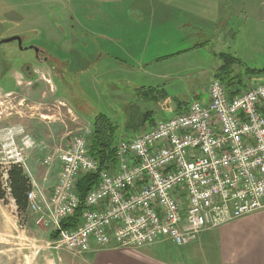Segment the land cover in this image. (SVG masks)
<instances>
[{
  "label": "rangeland",
  "instance_id": "obj_1",
  "mask_svg": "<svg viewBox=\"0 0 264 264\" xmlns=\"http://www.w3.org/2000/svg\"><path fill=\"white\" fill-rule=\"evenodd\" d=\"M209 1L0 0L1 37L18 35L25 47L45 51L39 62L17 41L0 48V131L14 128L18 147L25 136L34 142L24 155L36 184L49 192L57 183L58 154L76 136L89 140L98 113L120 122L127 102L141 103V94L126 90L158 83L141 70L147 62L150 71L167 74L159 83L170 95L162 110L160 102L142 104L155 119L170 117L174 108L181 113L177 99L187 107L209 100L220 52L242 60L235 72L241 69L245 82L264 80V73L245 75L247 68H264L263 2ZM180 50L185 52L156 60ZM48 156L52 162L45 164ZM53 231L38 223L35 212L21 214L11 196L0 198V264H81L78 252L56 248ZM180 249L186 247L171 243L157 251L174 256Z\"/></svg>",
  "mask_w": 264,
  "mask_h": 264
},
{
  "label": "built area",
  "instance_id": "obj_2",
  "mask_svg": "<svg viewBox=\"0 0 264 264\" xmlns=\"http://www.w3.org/2000/svg\"><path fill=\"white\" fill-rule=\"evenodd\" d=\"M262 6L264 13V0ZM14 131H0V169L8 191L7 170L17 164L26 171L24 149L34 143L25 136L24 147L16 146ZM116 155V167L99 170L87 139L76 136L58 154L60 174L49 192L30 177L28 209L39 224L58 232L56 248L83 253L162 240L186 246L209 226L263 209L264 80L231 97L213 79L207 102L193 101L183 112L157 119L120 141ZM51 162V156L44 160ZM88 173H98L99 183L86 195L80 223L63 228L62 221L81 204L77 183Z\"/></svg>",
  "mask_w": 264,
  "mask_h": 264
},
{
  "label": "trees",
  "instance_id": "obj_3",
  "mask_svg": "<svg viewBox=\"0 0 264 264\" xmlns=\"http://www.w3.org/2000/svg\"><path fill=\"white\" fill-rule=\"evenodd\" d=\"M183 52L185 51L180 50L170 55L156 58V60H166ZM216 55L221 60V64L217 66L214 78L219 79L225 85L231 97L236 96L244 90L249 83H251V81H244V75L241 69L240 72H235V66H241L243 65V62L233 53L220 52ZM261 73H264V68L245 69V75L249 76V78L254 74ZM140 91L137 94H141V103L135 104L133 102H127L126 106L128 105V111L126 112L125 110L124 119L122 121L115 122L111 117L102 112L94 117L92 132L88 140V147L90 155L99 162V170L116 167V149L118 143L122 140V137H126L125 135H127V139H129L134 136L132 132L141 130L142 128V132H144L155 124L157 119L153 117V110L144 109L142 104L149 101L160 102L159 108L161 110L165 109L161 105L169 99L170 95H168V92L164 87H155ZM176 101V110L183 112L187 106L179 99ZM174 109L172 113L175 112ZM147 122H149L148 126L146 125ZM6 182L8 183L9 191L4 186L3 172L0 169V198L5 199L6 196H11L15 201L18 211L21 214L25 213L28 210L27 193L31 188V178L22 166L14 164L7 170ZM98 183V173H88L80 177L77 183V191L81 199V204L77 207L72 216L62 221L63 228H74L80 223L84 210L83 202L86 195L93 187L98 185ZM52 237L55 240L58 237V232L53 231Z\"/></svg>",
  "mask_w": 264,
  "mask_h": 264
},
{
  "label": "crops",
  "instance_id": "obj_4",
  "mask_svg": "<svg viewBox=\"0 0 264 264\" xmlns=\"http://www.w3.org/2000/svg\"><path fill=\"white\" fill-rule=\"evenodd\" d=\"M150 64L147 62V68L141 70L145 75L158 79V83H143L134 90L126 91L137 94L140 90L162 88L161 80L167 78V74L162 70L150 71ZM171 243L174 242L162 240L139 248L111 245L107 248H93L75 256L81 259V264H264V208L217 226H209L197 241L180 246L186 249L178 250L174 256L161 255L157 251L159 246L167 248Z\"/></svg>",
  "mask_w": 264,
  "mask_h": 264
},
{
  "label": "flooded vegetation",
  "instance_id": "obj_5",
  "mask_svg": "<svg viewBox=\"0 0 264 264\" xmlns=\"http://www.w3.org/2000/svg\"><path fill=\"white\" fill-rule=\"evenodd\" d=\"M1 36H2V33H1ZM0 36V39L1 38H3V37H1ZM21 37V36H20ZM22 38V37H21ZM15 41H17V40H15ZM17 43H18V45H19V42L17 41ZM2 45V44H1ZM1 45H0V48H1ZM31 46H33V45H29V46H24L23 45V39H22V49H32V50H34V53H35V60H39V62H41V58L44 56V54H45V51L42 49V48H38V52H36L35 51V49H33V48H31ZM35 46V45H34ZM20 47V46H19ZM36 47V46H35ZM21 48V47H20ZM1 50V49H0ZM47 62L48 61V59L46 58L45 60H44V62ZM27 70L28 71H30V68H27ZM1 72H2V69H0V76H1Z\"/></svg>",
  "mask_w": 264,
  "mask_h": 264
},
{
  "label": "water",
  "instance_id": "obj_6",
  "mask_svg": "<svg viewBox=\"0 0 264 264\" xmlns=\"http://www.w3.org/2000/svg\"><path fill=\"white\" fill-rule=\"evenodd\" d=\"M1 33H2V27H1V24H0V36H1ZM15 40H17L19 42V46L22 49V38L20 36H18V35L0 39V45L3 44V43H8V42L15 41ZM31 48L35 49V51L38 52V48L37 47L31 46Z\"/></svg>",
  "mask_w": 264,
  "mask_h": 264
}]
</instances>
